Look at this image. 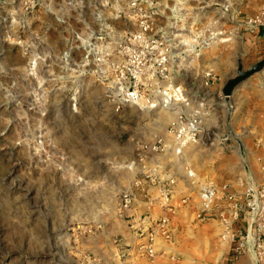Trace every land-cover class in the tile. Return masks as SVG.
<instances>
[{
	"label": "rangeland",
	"instance_id": "374dc122",
	"mask_svg": "<svg viewBox=\"0 0 264 264\" xmlns=\"http://www.w3.org/2000/svg\"><path fill=\"white\" fill-rule=\"evenodd\" d=\"M258 6L0 0V264H117V216L137 194L157 187L147 173L161 159L146 157L144 146L176 116L151 110L145 99L125 102L130 63L165 56L174 87H182L191 107L204 102V122L215 108L206 104L209 89L233 78L239 63L246 71L264 59L243 46L211 48L224 38L215 27L231 24L227 13ZM226 51L233 54L230 69L215 66ZM208 72L215 78L209 87ZM127 195L133 201L124 209Z\"/></svg>",
	"mask_w": 264,
	"mask_h": 264
},
{
	"label": "crops",
	"instance_id": "0c3cea01",
	"mask_svg": "<svg viewBox=\"0 0 264 264\" xmlns=\"http://www.w3.org/2000/svg\"><path fill=\"white\" fill-rule=\"evenodd\" d=\"M258 2L256 12L242 9L243 12L225 13L231 17V24L215 27V32H221L224 38L214 41L211 48L243 46L264 53V29L253 30L245 25L264 10V0ZM232 61L233 54L226 51L214 65L230 69ZM227 81L216 83L207 92L210 95L206 104L215 108L207 111L200 142L186 148L180 160H160L165 177H177L172 197L174 212L170 214L171 238L158 237L161 256L150 263L142 248L164 213L163 202L155 200L158 192L152 187L147 195L137 194L132 208L117 216L119 232L113 236L112 252L117 264L120 260L121 264H260L253 250L252 216L244 210L235 216L228 197L233 195L243 205L244 192L264 184V75L247 82L230 99L224 98L222 92ZM186 163L194 169L193 179L185 170ZM208 184L221 192L201 221L197 219L203 206L200 193ZM184 198H188L186 203H182ZM241 242L246 249L238 251Z\"/></svg>",
	"mask_w": 264,
	"mask_h": 264
},
{
	"label": "built area",
	"instance_id": "2783aa9c",
	"mask_svg": "<svg viewBox=\"0 0 264 264\" xmlns=\"http://www.w3.org/2000/svg\"><path fill=\"white\" fill-rule=\"evenodd\" d=\"M248 28L264 29V10L246 21ZM151 46H146V51H150ZM134 52V50H133ZM131 69L126 78L129 80L130 87L125 93V102L127 104L137 103L145 99L151 103L150 109L157 107L165 108L168 111L176 110L174 121L171 123L166 132L155 138L154 141L146 143L144 152L146 157L151 159L158 157L179 158L183 156L185 149L189 146L198 144L203 134L202 107L204 102H198L197 108L191 107V101L186 96L182 87H174L173 79L168 75L167 59L161 56L156 59L146 57L130 63ZM215 78L212 72L206 73L204 85L209 87ZM144 87V88H141ZM159 94L158 100L151 98L154 94ZM160 98V99H159ZM224 98H226L224 96ZM227 99V98H226ZM177 105L183 107L178 110ZM149 158V157H148ZM185 170L188 176L193 179L195 176L194 169L190 163H186ZM147 177L156 183L158 192L157 198L162 200L164 213L163 216L155 222V228L148 235V242L142 246L144 248L150 263L155 262L162 252L158 249V237L165 240L171 238L170 214L174 212L172 197L175 194L177 186V177H165L160 165L148 168ZM227 187L222 189L226 190ZM218 189L212 184L204 186L200 193L203 203L202 208L197 213V219L204 221L207 212L212 209L214 199L220 194ZM234 205L233 214L237 216L240 210L248 212L253 220V250L260 264L264 263V184L257 187H250L244 192V204L237 202L236 198L231 195L228 197ZM132 197L125 196L122 207L128 209L132 204ZM188 198H184L182 203H186ZM238 251L246 249L245 243L241 242L236 248ZM171 259L176 261L174 256Z\"/></svg>",
	"mask_w": 264,
	"mask_h": 264
},
{
	"label": "water",
	"instance_id": "95a60500",
	"mask_svg": "<svg viewBox=\"0 0 264 264\" xmlns=\"http://www.w3.org/2000/svg\"><path fill=\"white\" fill-rule=\"evenodd\" d=\"M263 70H264V59L259 61L254 66H252L249 70H246V71L243 69V66L240 64L238 67L237 74L226 82L222 90L224 96L227 99H230L233 96L235 89L239 85L249 80L255 74L262 72Z\"/></svg>",
	"mask_w": 264,
	"mask_h": 264
}]
</instances>
